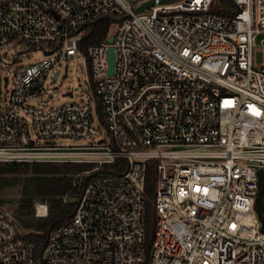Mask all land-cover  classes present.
I'll return each mask as SVG.
<instances>
[{"label":"built area","instance_id":"built-area-1","mask_svg":"<svg viewBox=\"0 0 264 264\" xmlns=\"http://www.w3.org/2000/svg\"><path fill=\"white\" fill-rule=\"evenodd\" d=\"M145 1L0 0V161L93 163L74 175L75 186L92 176L80 194L61 197L77 207L46 243L0 202V264H264V64L253 62L264 0H235L228 14L219 0H155L137 12ZM98 18L113 21L114 40L86 49L89 99L49 105V69L81 53ZM37 50L46 57L24 61ZM34 214H49L47 199Z\"/></svg>","mask_w":264,"mask_h":264},{"label":"trees","instance_id":"trees-1","mask_svg":"<svg viewBox=\"0 0 264 264\" xmlns=\"http://www.w3.org/2000/svg\"><path fill=\"white\" fill-rule=\"evenodd\" d=\"M220 12L228 14L231 9L236 8L235 0H219ZM113 21L110 18H98L90 24L84 39L80 43L79 50L86 55V49L90 44L99 43L110 36V29ZM154 161L149 164L146 181L147 199V251L150 257L152 245L154 222L156 210L154 208V196L156 189V168ZM93 168L91 162H3L0 161V190L10 179V175L25 172L28 174L22 189L19 206L16 210V217L21 225L27 230L26 236L36 241L46 243L52 230L65 224L74 215L76 201L64 203L61 199L66 193L79 195L81 188L92 176H85L81 185H74V175ZM49 197V214L46 217H37L34 214L33 201L37 198ZM0 201H2L0 199ZM28 216L31 219H25Z\"/></svg>","mask_w":264,"mask_h":264},{"label":"rangeland","instance_id":"rangeland-1","mask_svg":"<svg viewBox=\"0 0 264 264\" xmlns=\"http://www.w3.org/2000/svg\"><path fill=\"white\" fill-rule=\"evenodd\" d=\"M264 35H261L257 42L258 44L253 49V62L255 65L264 64V45L261 44V39ZM46 55L40 51H34L31 55L27 56L25 62H35L43 59ZM59 69L61 70L60 76L56 81H53L54 72ZM92 77L89 72L88 58L82 53H77L76 55H70L63 60H60L57 64L51 67L48 71L47 77L45 79V85L49 92L54 94L53 99L50 101L49 105H59L65 102H79L81 100L89 99L92 93L91 88ZM69 91H73V95L69 94ZM46 96L41 95L37 99H34L33 103L39 104L41 100ZM55 141L61 144L68 145H80L86 144L91 141V139L86 138H67L58 137ZM28 174L25 172H20L17 174L10 175V179L5 184L2 190H0V201L5 204L4 206L16 215V210L19 206L21 197H23L22 189L24 182ZM75 177V176H74ZM85 175L81 174L79 180L83 181ZM48 196L45 199L48 200ZM42 198H35L33 201V207L35 203ZM49 202V201H48ZM50 210V203H49ZM36 216V215H35ZM25 219H31V217L25 216ZM27 231V230H26Z\"/></svg>","mask_w":264,"mask_h":264},{"label":"water","instance_id":"water-1","mask_svg":"<svg viewBox=\"0 0 264 264\" xmlns=\"http://www.w3.org/2000/svg\"><path fill=\"white\" fill-rule=\"evenodd\" d=\"M160 1H166V0H160ZM155 0H147L145 1L143 4H141L139 7L136 8L137 12H141L144 11L149 5L154 4ZM114 40V36L111 35L109 37V42L112 43ZM108 63H109V67H108V73L109 74H113L114 72V68H115V62H116V53H115V48L111 45L108 49ZM69 94H72V91H69ZM263 187H264V172L260 171L259 172V192H258V197L256 200V209L259 213L260 218L263 221V230H264V218L262 216V211L264 208L263 205V201L261 198V194L263 192Z\"/></svg>","mask_w":264,"mask_h":264}]
</instances>
